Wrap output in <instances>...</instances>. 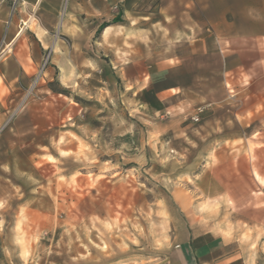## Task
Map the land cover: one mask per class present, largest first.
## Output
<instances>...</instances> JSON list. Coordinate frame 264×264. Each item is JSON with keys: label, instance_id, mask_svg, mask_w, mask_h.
Wrapping results in <instances>:
<instances>
[{"label": "crops", "instance_id": "crops-1", "mask_svg": "<svg viewBox=\"0 0 264 264\" xmlns=\"http://www.w3.org/2000/svg\"><path fill=\"white\" fill-rule=\"evenodd\" d=\"M23 1L41 8L38 26L0 0V120L69 20L76 39L101 44L105 81L165 128L171 167L200 186L165 255L145 264H264V0H66L61 19L64 0ZM84 16L105 18L99 38Z\"/></svg>", "mask_w": 264, "mask_h": 264}, {"label": "rangeland", "instance_id": "rangeland-1", "mask_svg": "<svg viewBox=\"0 0 264 264\" xmlns=\"http://www.w3.org/2000/svg\"><path fill=\"white\" fill-rule=\"evenodd\" d=\"M59 10L61 19L66 0ZM14 11L39 25L38 4L15 0ZM85 17L99 38L105 18ZM45 44L22 101L0 120V264L162 257L201 201L199 184L171 167L165 128L134 110L120 80L105 81L101 44L76 39L69 20Z\"/></svg>", "mask_w": 264, "mask_h": 264}, {"label": "built area", "instance_id": "built-area-1", "mask_svg": "<svg viewBox=\"0 0 264 264\" xmlns=\"http://www.w3.org/2000/svg\"><path fill=\"white\" fill-rule=\"evenodd\" d=\"M202 112H203V108L198 107L195 115H193V117H192L193 121H199V116Z\"/></svg>", "mask_w": 264, "mask_h": 264}, {"label": "trees", "instance_id": "trees-1", "mask_svg": "<svg viewBox=\"0 0 264 264\" xmlns=\"http://www.w3.org/2000/svg\"><path fill=\"white\" fill-rule=\"evenodd\" d=\"M120 20V17H117V18H115V22H117V21H119ZM106 24L107 23H103L101 26H100V28L98 29V31L97 32H101L102 30H103V28L106 26Z\"/></svg>", "mask_w": 264, "mask_h": 264}, {"label": "bare ground", "instance_id": "bare-ground-1", "mask_svg": "<svg viewBox=\"0 0 264 264\" xmlns=\"http://www.w3.org/2000/svg\"><path fill=\"white\" fill-rule=\"evenodd\" d=\"M35 18V17H34ZM33 20V19H32ZM34 21V20H33ZM29 22V21H28ZM36 28V27H35Z\"/></svg>", "mask_w": 264, "mask_h": 264}, {"label": "snow or ice", "instance_id": "snow-or-ice-1", "mask_svg": "<svg viewBox=\"0 0 264 264\" xmlns=\"http://www.w3.org/2000/svg\"><path fill=\"white\" fill-rule=\"evenodd\" d=\"M65 155H66V153H65Z\"/></svg>", "mask_w": 264, "mask_h": 264}]
</instances>
